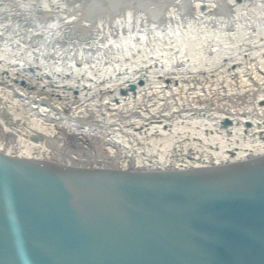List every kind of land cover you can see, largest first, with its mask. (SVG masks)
<instances>
[{
  "label": "bare ground",
  "instance_id": "1",
  "mask_svg": "<svg viewBox=\"0 0 264 264\" xmlns=\"http://www.w3.org/2000/svg\"><path fill=\"white\" fill-rule=\"evenodd\" d=\"M0 27L3 160L156 176L264 163V0H0ZM160 88L181 106L209 90L260 104L150 118Z\"/></svg>",
  "mask_w": 264,
  "mask_h": 264
},
{
  "label": "water",
  "instance_id": "2",
  "mask_svg": "<svg viewBox=\"0 0 264 264\" xmlns=\"http://www.w3.org/2000/svg\"><path fill=\"white\" fill-rule=\"evenodd\" d=\"M0 264H264V163L156 176L0 158Z\"/></svg>",
  "mask_w": 264,
  "mask_h": 264
},
{
  "label": "rangeland",
  "instance_id": "3",
  "mask_svg": "<svg viewBox=\"0 0 264 264\" xmlns=\"http://www.w3.org/2000/svg\"><path fill=\"white\" fill-rule=\"evenodd\" d=\"M0 29H1V27H0ZM3 31L2 32L0 31V40H1V42H5L6 43V39L9 36L7 35V37H6V33H4L5 31L4 32ZM4 38H6V39H4ZM178 41H179V43H177V44L179 45L180 42H181L180 38H178ZM112 45H114V44H112ZM178 45H176V46H178ZM183 46H185V45L183 44ZM183 46L175 47V48H177L176 50H181V51L184 52L185 49H187V48H185L186 46L185 47H183ZM195 52H198V51L195 50ZM195 55H197V54H195ZM12 58H14V57H12ZM8 60H9V57H8ZM9 62L10 63H15V61H13V60H11ZM165 74L166 75H163L162 78L166 77L167 80L169 79V77L171 78V75H173V74H170L169 72H167ZM171 82H174V81H171ZM190 88L192 89L193 93H195L196 91H198V93H199V91H200V90H198L199 89L198 85L196 86V85L193 84V86H191ZM240 89H243V87H241ZM263 89L264 88H262V90ZM165 90L166 89L160 88V91L162 93L166 94L167 97H168V98L165 97V99H163L164 106L158 108L159 110L158 109L156 110L154 108L153 109L154 111L152 112L154 117L151 116L150 118H175V117L176 118H181V116L183 117L185 115L189 116L190 114H193V113H199L200 112L199 109H201V108L203 110V114H202L203 117H205L207 115V118H221V117L222 118H228V117H230V118H239V117H241V115L243 113V111H242L243 109H246L247 107H251L252 104L253 105L254 104H256V105L260 104V103H257V101L253 102L254 99L249 98L248 94L251 91H250V89L249 90L247 89L248 91L247 92L244 91L242 93L241 97H239V95H238V97L236 95H235V97L232 96V95L231 96L230 95L227 96L228 93H226V92L225 93H222V92H220V93L218 92L217 93V92H213L212 90H209V91H205V95L207 96L208 93L209 94H215V95H212V96H215V97H213V98L211 97L210 99H207L206 96H203V95L201 96L202 93H200L199 96L197 95V96H194L196 98H193L192 93H191V95L188 94V95H190V97H189L190 101H186V99H183L181 101L183 106H181L180 105L181 103H179L177 105V104H174L173 101H170L168 91L165 92ZM52 91H54V90H52ZM54 93H57V92L54 91ZM179 96L183 97V96H187V95H186V93H183L182 95H179ZM190 102L192 103V106L194 105L193 109H191V107L189 105ZM180 108L185 109V113L182 110H181L182 111L181 112ZM220 111H224L225 113L222 115L220 113ZM75 116H76V118H100V117H89L86 113L85 114L76 113ZM107 118H120V117L117 116V114L111 112L109 114V116H107ZM137 118H139V117H137ZM172 130H170V131H172Z\"/></svg>",
  "mask_w": 264,
  "mask_h": 264
}]
</instances>
